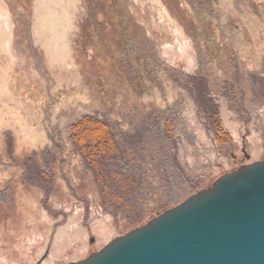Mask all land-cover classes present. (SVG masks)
Returning a JSON list of instances; mask_svg holds the SVG:
<instances>
[{"label":"rangeland","instance_id":"374dc122","mask_svg":"<svg viewBox=\"0 0 264 264\" xmlns=\"http://www.w3.org/2000/svg\"><path fill=\"white\" fill-rule=\"evenodd\" d=\"M205 3L211 16L206 29L197 30V0H0V264L82 261L211 187L238 168L243 154L249 156L245 164L264 160V0ZM118 23L129 26L135 62L152 57L160 68L202 69L231 142L216 139L190 95L166 81L160 68L168 97L155 86L133 99L124 89L115 102L100 89L135 77L124 63L113 67L124 50ZM231 51L239 60L231 61ZM214 55L228 62L213 65ZM94 104L129 121L121 128L112 123V130L124 160L152 192L141 201L140 224L128 225L101 205L69 143L72 125ZM167 109L171 128H162ZM7 137L19 165L8 159ZM51 137L66 148L52 151L56 162L43 174L52 186L42 190L49 181L41 175L42 185L29 170L33 163L44 167L39 153ZM30 154L35 159L25 166ZM28 178L41 187H31Z\"/></svg>","mask_w":264,"mask_h":264},{"label":"water","instance_id":"95a60500","mask_svg":"<svg viewBox=\"0 0 264 264\" xmlns=\"http://www.w3.org/2000/svg\"><path fill=\"white\" fill-rule=\"evenodd\" d=\"M69 264H264V160Z\"/></svg>","mask_w":264,"mask_h":264},{"label":"trees","instance_id":"16d2710c","mask_svg":"<svg viewBox=\"0 0 264 264\" xmlns=\"http://www.w3.org/2000/svg\"><path fill=\"white\" fill-rule=\"evenodd\" d=\"M205 1L206 0H197V4L193 6L194 11L197 13V30L206 29L208 26L206 17L211 16V12ZM113 11L115 16L119 17L118 20L122 23L123 18H120L121 12H119L117 8ZM118 25L122 32L120 42L124 50L122 59L116 61L113 67L114 69L117 68V62L124 63L128 71L135 75V77H132V82L129 77L126 78L124 82L120 81L119 84L115 82L113 84L108 83V85L103 83L100 89L104 92L108 89L109 92L113 94L115 102L119 101L120 98L118 97L123 93L124 89L130 90L131 98L133 99L135 97L140 98L144 96L148 91L152 93L155 86L159 87L160 90L163 91L162 93L164 96L168 97V95L165 94V81H162L157 73V69L160 68L157 60L152 57V60L145 57L143 65L137 61L135 62L136 56L133 53L137 50L134 43L135 41L129 33V26H127L126 23H118ZM209 27H211V25H209ZM222 38H226V35H223ZM261 45L262 43L259 44V46ZM231 52L234 54V56L231 55V61L235 62L237 59L239 60L238 56L233 51ZM110 58H112L111 55L108 59L110 60ZM227 58L228 56L226 55L219 57L214 55L211 57L210 63H213V65H215V63L222 65L223 62H228L226 61ZM160 69L164 72L163 76L166 81H170L176 85L180 92H186L190 95L198 111L203 113L206 118V128L213 132L216 139L222 144L231 142L228 133L224 131L220 112V101L216 98L210 86V80L202 73V69H198L193 74H188L183 70L166 65L162 66ZM116 72L117 70L114 71V74ZM260 84H262V82H260ZM98 87L99 86H97V88ZM82 93H84V89ZM87 97L88 102L92 103L93 95L91 91L87 93ZM125 99L128 100V98ZM172 100L174 101L173 98ZM170 111L171 110L168 111V109L166 110L167 115L166 119H162V128H171L172 118L170 119L169 117ZM124 117H127L125 113ZM117 119L118 117L116 115L106 112L101 104L96 106L94 104V106H92V113L84 116L72 125L69 143L76 150L82 161L84 176H89L91 178L92 185L97 192L101 205L105 209L109 208L114 216L122 214L128 220V225L133 226L144 221L145 213L142 214L140 213L141 211L139 212L140 204L141 201L144 200V197L152 192H146L144 189L145 184L137 179V169L134 171L133 167L129 165V162L125 161L123 158L124 152L119 144L118 136L112 130V128H115L112 123H116V125L114 124L116 128H121L124 121L126 122L125 124L129 121H126V118L125 120ZM133 122L134 121L131 120V127L134 125ZM5 142L9 150L7 151L8 159L19 165V162L16 161L17 158L13 155L14 148L12 138L7 137ZM62 148H66L65 143L51 137L44 145L43 154L41 155V153H39L42 159L41 163L44 167L40 170L39 163H33V168L31 167L29 170L30 176L38 178L40 180L38 182L42 185L43 178L49 181V178L43 174L48 175L47 173L51 172L50 168H52L56 162V157H52V151L62 150ZM36 155L38 154L36 153ZM34 159L35 157L33 154H30L27 160H25V166L29 165ZM41 175H43L42 179ZM28 179L29 183L32 184L31 187L36 189L41 187L37 182L35 184L33 183L35 179ZM47 186H52L50 181L44 182V188L42 190H45Z\"/></svg>","mask_w":264,"mask_h":264},{"label":"flooded vegetation","instance_id":"af4514ba","mask_svg":"<svg viewBox=\"0 0 264 264\" xmlns=\"http://www.w3.org/2000/svg\"><path fill=\"white\" fill-rule=\"evenodd\" d=\"M246 159H247L246 154L245 155L243 154V158L240 159L241 160V163L238 165V167L241 166V165H243V164H245L244 162H245Z\"/></svg>","mask_w":264,"mask_h":264}]
</instances>
